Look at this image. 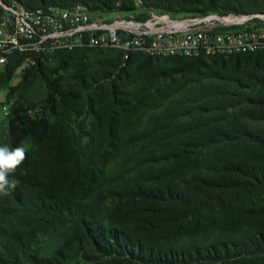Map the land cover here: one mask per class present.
<instances>
[{
	"label": "trees",
	"instance_id": "obj_1",
	"mask_svg": "<svg viewBox=\"0 0 264 264\" xmlns=\"http://www.w3.org/2000/svg\"><path fill=\"white\" fill-rule=\"evenodd\" d=\"M16 1L28 8L83 3L94 15L145 8L139 20L152 11L264 13V0ZM93 48L104 50L14 52L0 71V91L20 69L23 92L37 79L47 89L39 102L13 103L0 139L12 148L30 142L9 177L16 188L0 194V264H264V70L255 64L264 51L135 53L122 65L116 50L88 71L84 57ZM54 55L73 62L75 73L49 68L44 59ZM156 60L185 64L156 79L191 69L204 74L200 81L239 91L192 90L189 82L137 88L120 78L136 62L140 72ZM115 72L121 83L107 85ZM60 229L67 231L62 242L43 253Z\"/></svg>",
	"mask_w": 264,
	"mask_h": 264
},
{
	"label": "built area",
	"instance_id": "obj_2",
	"mask_svg": "<svg viewBox=\"0 0 264 264\" xmlns=\"http://www.w3.org/2000/svg\"><path fill=\"white\" fill-rule=\"evenodd\" d=\"M0 8V71L14 52L99 47L119 51L126 65L135 53L208 58L264 51L263 12L178 16L152 11L147 19L139 20L134 16L98 17L83 3L28 8L16 0H0ZM4 110L7 114L8 106Z\"/></svg>",
	"mask_w": 264,
	"mask_h": 264
},
{
	"label": "rangeland",
	"instance_id": "obj_3",
	"mask_svg": "<svg viewBox=\"0 0 264 264\" xmlns=\"http://www.w3.org/2000/svg\"><path fill=\"white\" fill-rule=\"evenodd\" d=\"M118 2V5L123 4L124 0H116ZM146 9L139 7L135 11H118L117 13L111 12L107 15L97 14L98 17H105L107 19H113L117 18L119 16H137L138 14L145 12ZM1 13V12H0ZM178 16H181L179 14ZM117 55L116 50L114 49H90L87 51L86 56L84 57V60L89 64L88 71H94L98 68H102L104 66V63ZM79 56L77 55L76 58ZM245 61V60H244ZM45 64L51 69L55 68H63L60 71V74H65V76H70L71 74L75 73V64L72 62L71 65H64V63L60 60L59 56H49L48 58L44 59ZM140 62L138 61L135 64L131 66V69L129 70V76L122 75L120 78H122L123 83L125 84L127 82L128 84L135 85L137 88H139L140 85L146 84L150 85L155 82H157V85L164 89H170L171 86L177 87L183 85L185 82L190 83V88L192 90L199 89H205L207 85L213 84L212 79H206L203 81H200L201 78L204 76V74L197 72L196 70H187L185 72H179L175 73L172 78H164L161 77L160 79H156V74L159 72H168L169 70L173 68H184V63L181 61H171V60H156L152 65H145L142 67L140 72H137V68L140 66ZM211 65L214 67L218 66L219 63H217L214 60L208 61ZM234 62H230L229 64L232 65ZM255 64H258L262 70H264V62H258L256 61ZM229 65L228 68H231ZM22 69L18 71L16 76L11 80L9 85L7 87L3 88L0 91V139L2 142L6 141L7 136V114L4 110V106H8L9 108L13 105L14 102H17L20 99L28 100L31 102H39L41 101L44 96L46 95V86L45 84L37 79L32 85H30L27 89L24 90V85L21 84L22 79ZM204 73H207L205 71ZM119 73L115 72L113 74V77L110 80L105 81L106 84H110L112 81L121 83L120 78L117 79ZM246 78V77H245ZM212 80V81H211ZM191 81V82H190ZM245 81L248 84H251L253 81L251 79H245ZM219 89L226 88L231 90L232 92H238L239 89L237 88L236 84L230 83L228 87H225L218 81L215 82V84ZM13 90V95L11 99H8V94ZM208 89V87L206 88ZM91 119L90 116H87ZM262 126H264V123H261ZM264 128V127H263ZM30 146V142L27 141L24 145V148L27 149ZM66 230L60 229L57 232H55L53 235L47 238L43 253L49 254L51 251L57 247L63 240L64 235L66 234Z\"/></svg>",
	"mask_w": 264,
	"mask_h": 264
},
{
	"label": "clouds",
	"instance_id": "obj_4",
	"mask_svg": "<svg viewBox=\"0 0 264 264\" xmlns=\"http://www.w3.org/2000/svg\"><path fill=\"white\" fill-rule=\"evenodd\" d=\"M26 159V150L22 146L9 147L0 145V194L8 195L9 190L16 188V183L10 180V175Z\"/></svg>",
	"mask_w": 264,
	"mask_h": 264
}]
</instances>
